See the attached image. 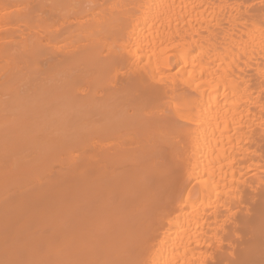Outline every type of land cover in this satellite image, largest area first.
<instances>
[{"label":"bare ground","instance_id":"6f19581e","mask_svg":"<svg viewBox=\"0 0 264 264\" xmlns=\"http://www.w3.org/2000/svg\"><path fill=\"white\" fill-rule=\"evenodd\" d=\"M0 264H264V0H0Z\"/></svg>","mask_w":264,"mask_h":264}]
</instances>
